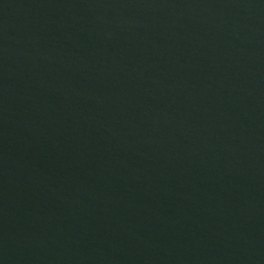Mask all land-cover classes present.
<instances>
[{"label": "water", "instance_id": "obj_1", "mask_svg": "<svg viewBox=\"0 0 264 264\" xmlns=\"http://www.w3.org/2000/svg\"><path fill=\"white\" fill-rule=\"evenodd\" d=\"M0 264H264V0H0Z\"/></svg>", "mask_w": 264, "mask_h": 264}]
</instances>
